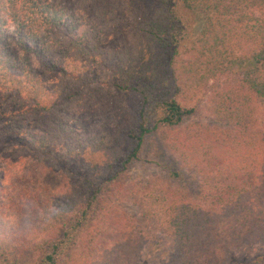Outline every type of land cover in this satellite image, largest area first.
Instances as JSON below:
<instances>
[{"label": "trees", "instance_id": "1", "mask_svg": "<svg viewBox=\"0 0 264 264\" xmlns=\"http://www.w3.org/2000/svg\"><path fill=\"white\" fill-rule=\"evenodd\" d=\"M135 1L0 0V161L24 144L46 163L36 172L79 159L82 176L28 217L40 240L0 239V264L75 253L77 264H139L145 246L162 247L156 264H230L234 249L264 243V0H143L122 37L113 18ZM105 88L132 99L118 165L108 134H89L85 105ZM202 95L220 125L184 126ZM157 130L197 176L196 196L169 177L125 186Z\"/></svg>", "mask_w": 264, "mask_h": 264}, {"label": "rangeland", "instance_id": "2", "mask_svg": "<svg viewBox=\"0 0 264 264\" xmlns=\"http://www.w3.org/2000/svg\"><path fill=\"white\" fill-rule=\"evenodd\" d=\"M140 1L144 2L143 0H136L133 9L129 7L128 11L123 10L122 13H116V18H113L119 25L118 32L122 37L129 36L135 29L133 22L137 18L134 19L133 12L140 8ZM206 98L204 95L196 97V110L183 123L184 126H189V124L220 125L208 113L205 103ZM131 100L130 96L118 94L114 88H105L104 90L95 91L92 98L87 102L88 105H85L86 109L93 111L89 134L95 138H105L102 134H108V141L111 142L112 146L108 148L107 152L115 153L118 158L116 165L121 162L130 147V141L125 140L123 135H125L127 129H133L135 125ZM164 137V130L153 131L145 136L139 158L129 163L125 169L123 177L125 186L129 185L131 188H135V183L138 180L144 181V179L148 180L152 177L167 180L169 177L172 184H186L190 192L196 196L198 193L197 176L179 162L172 147L164 141ZM11 142L13 145V141ZM31 155L30 150L22 144L13 148L11 153L6 154V160L0 161V165L5 170L0 175L1 240L4 238L13 241L20 239V241L30 245L34 239L40 240L41 235L36 231L33 232L30 226L28 227V217L39 210V203H41L42 208L47 203L60 198L57 194L61 184H68L74 177L76 179L82 177L79 169L75 168L79 159L74 160L68 167H57L56 165L59 168L58 172L52 169H44L43 173H39L36 171L42 167L46 168V163L38 158L37 161H34ZM50 161H48L49 164ZM21 170L24 171L22 177L13 176ZM72 188L71 185L70 190ZM118 207L122 214L128 217L136 213V209L127 199L118 202ZM30 233H35L36 236L30 237ZM86 236V238H82L83 242L90 240L92 235L88 233ZM232 253L233 258L230 264H249L256 256L262 257L255 261L261 260L264 262V243L247 244L244 247L234 249ZM162 256H164L162 247L152 250L151 247L146 246L136 255L139 264H156ZM75 260H77L76 253L70 261H65V264H77Z\"/></svg>", "mask_w": 264, "mask_h": 264}]
</instances>
